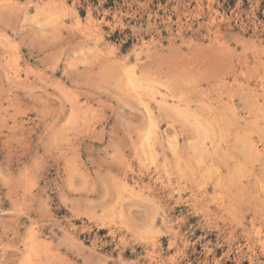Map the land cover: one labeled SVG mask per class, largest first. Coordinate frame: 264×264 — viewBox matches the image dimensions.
<instances>
[{
  "label": "rangeland",
  "instance_id": "rangeland-1",
  "mask_svg": "<svg viewBox=\"0 0 264 264\" xmlns=\"http://www.w3.org/2000/svg\"><path fill=\"white\" fill-rule=\"evenodd\" d=\"M11 1L0 264H264V0Z\"/></svg>",
  "mask_w": 264,
  "mask_h": 264
},
{
  "label": "bare ground",
  "instance_id": "bare-ground-1",
  "mask_svg": "<svg viewBox=\"0 0 264 264\" xmlns=\"http://www.w3.org/2000/svg\"><path fill=\"white\" fill-rule=\"evenodd\" d=\"M1 1H2V0H1ZM12 1H13V0H12ZM12 1H11V2H12ZM60 1H61V0H60ZM48 3H49V2H47V4H48ZM52 3H53V2H52ZM55 3H56V2H55ZM63 3H64V2H63ZM53 4H54V3H53ZM63 5H64V4H63ZM61 7H62V5H61ZM38 8H39V7H38ZM65 11H66V10H65ZM63 12H64V11H63ZM44 13H45V12H44ZM220 16H221V15H220ZM52 19H54V18H52ZM97 23H98V22H97ZM98 24H99V23H98ZM213 31H214V30H213ZM216 31H217V29H216ZM211 32H212V31H211ZM99 35H100V34H99ZM101 35H102V34H101ZM94 50H96V49H94ZM107 54H108V53H107ZM133 67H134V66H133ZM126 68H127V70H128V67H126ZM129 72H130V71H129ZM132 73H133V72H131V76L134 75V73H133V74H132ZM135 75H136V74H135ZM127 76H128V75H127ZM131 76H130V77H131ZM140 76H142V75H140ZM135 77H136V76H135ZM135 77H133V78H135ZM140 78H141V77H139V79H140ZM139 79H138V80H139ZM135 80H136V78H135V79H131V80L129 79V80H128V82H129V81L131 82V84H132V86H133V87H132L133 90H135V87H138V88L141 87V85H138V84H137V81H138V80H137V81H135ZM140 80H141V82H142V78H141ZM140 80H139V82H140ZM143 82H145V80H143ZM150 82H151V81H150ZM148 83H149V81H148ZM151 83H152V82H151ZM151 83H150V84H151ZM145 85H146V84H145ZM142 86H143V87H141L142 89H146V90L148 89V90H149V88H148L147 85H146L147 88H145L144 85H142ZM150 88H151V87H150ZM151 89H152V88H151ZM153 89H154V88H153ZM138 90H139V89H138ZM146 90H145V91H146ZM154 90H155V89H154ZM149 92H151V91H149ZM135 93L137 94V92H135ZM147 93H148V92H147ZM156 93H157V92H156ZM152 94H154V92L151 93L150 95H152ZM137 95H138V94H137ZM146 95H148V94H146ZM138 96H139V95H138ZM153 97H154V96H153ZM161 101L164 102L163 100H161ZM142 103H143V102H142ZM176 105H177V104H176ZM173 106H174V105H172V107H173ZM145 107H146V106H145ZM172 107H171V109H172V112H173V109L175 108V106H174L173 108H172ZM163 108H164V107H163ZM183 108L186 109L185 111H187V109H188V108H185V107H183ZM183 108H182V109H183ZM166 110H167V109H166ZM169 110H170V109L168 108V111H169ZM176 110H178V108H177ZM176 110H175V111H176ZM188 110H189V109H188ZM164 111H165V110H164ZM179 111H180V110H179ZM179 111H178V112L176 111L178 114H177V115L175 114L174 117H175V116L177 117L178 115H179V117H180V112H179ZM176 112H175V113H176ZM181 112H182V111H181ZM183 112H184V111H183ZM147 113H148V112H147ZM151 113H152V112H151ZM163 113H164V112H163ZM172 114H173V113H172ZM187 114H188V111H187ZM183 115H184V113H183ZM217 115H218V114H217ZM181 116H182V113H181ZM187 116H188V117H191V114H190V115H189V114L186 115V113H185L184 118H183V116H182V118L185 119V117H186V120H187V123H188L189 120H188ZM198 116H199V115H198ZM212 116H213V115H212ZM193 117H194V116H193V114H192V118H193ZM218 117H220V115H219ZM180 118H181V117H180ZM180 118H179V119H180ZM221 118H222V117H221ZM174 119H176V118H174ZM174 119H173V120H174ZM177 119H178V117H177ZM195 120H196V118H195ZM213 120H214V119H213ZM218 120H220V119H218ZM148 121H149V119H148ZM150 121H151V120H150ZM178 121H181V119L178 120ZM178 121H177V122H178ZM183 121H184V120H183ZM199 121H200V120H199ZM184 122H186V121H184ZM200 122H201V121H200ZM200 122H199V123H200ZM220 122H221V121H220ZM149 123H150V122H149ZM189 124H190V122H189ZM196 124H197V123H196ZM202 124H203V123H202ZM152 125H153V124H152ZM182 125H183V124H182ZM191 125H192V126L194 125L193 122H192ZM191 125H189V126H190V130H193L194 128L192 129ZM198 125H199V124H198ZM208 125H210V123H208ZM149 126L151 127L150 124H149ZM154 126H155V125H154ZM211 126H212V122H211L210 128H211ZM193 127H196L195 132H198V134H199V131H200V130L197 129V126H193ZM148 128H149V127H148ZM198 128H200V126H198ZM201 128H202V127H201ZM203 128H206V127H203ZM203 128H202V129H203ZM212 128H213V127H212ZM149 129H150V128H149ZM150 130L152 131L153 129H150ZM205 130H206V132H205ZM205 130H203V131H204V132L207 134V136H208V137L206 136V138H209V137H210V134H209V132H210L209 130H210V129L208 130V129L206 128ZM148 131H149V130H148ZM211 131L214 132V128H213V130H211ZM207 132H208V133H207ZM147 133H148V132H147ZM192 133H193V131H192ZM201 133H202V132L200 131V135H203V134H201ZM198 134L196 133V138H197V135H198ZM154 136H155V135H154ZM198 136H199V135H198ZM243 137H244V136H243ZM243 137H242V138H243ZM204 138H205V137H203V139H204ZM200 139H202V137H199V141H200ZM212 139H213V138H212ZM144 140H145V139H144ZM152 140H153V139H152ZM238 141H239V140H237V142H238ZM196 142H197V141H196ZM244 142H246V141H244V139H243V140H242V143L245 144ZM193 143H194V142H193ZM202 143H203V142H202ZM145 144H146V142H145ZM175 144H176V143H175ZM243 144H242V145H243ZM247 144H248V141L246 142L245 145H247ZM143 145H144V143H143ZM169 145H170V144H169ZM150 146H151V144H150ZM173 146H174V145H173ZM194 146H195V145H194ZM200 146H202V145L199 144L198 147H200ZM216 146H217V145H216ZM248 146H249V145H248ZM143 147H144V146H143ZM191 147H192V146H191ZM244 147H245V146H242V148H244ZM251 147H252V146H251ZM254 147H255V146H254ZM145 148H146V150H147V145H145ZM170 148H172V147H170ZM174 148H175V147H174ZM174 148H173V149H174ZM240 148H241V147H240ZM245 148H247V147H245ZM245 148H244V149H245ZM193 149L195 150L196 148H193ZM215 149H216V148H215ZM247 149H249V148H247ZM247 149H246V150H247ZM150 150H151V149H150ZM198 150H199V148H198ZM242 150H243V149H242ZM148 151H149V150H148ZM152 151H153V150H152ZM192 151H193V150H192ZM244 151H245V150H244ZM154 152H155V151H154ZM197 152H198V151H197ZM200 152L202 153L201 150H200ZM204 152H206V150H204ZM251 152H252V151H251ZM251 152L249 153V152L247 151V153H248L247 155H248L249 157H250ZM196 154H197V153H196ZM152 155H153V154H152ZM198 155H199V153H198ZM243 155H244V154H243ZM251 155H252V154H251ZM256 155H257V154H256ZM196 158H197V157H196ZM199 158H200V157H199ZM149 159H150V158H149ZM248 159H249V158H248ZM184 163H185V162H184ZM197 163H198V162H197ZM214 169H215V168H214ZM190 170H191V169H190ZM210 172H211V171H210V167H209V173H210ZM209 173H207V174H209ZM231 181H232V180H231ZM229 184H230V183H229ZM121 187H122V189H123L124 186L121 185ZM130 189H131V188H130ZM123 190H124V189H123ZM118 197H119V196H118ZM171 229H172V228H171ZM150 230H151V229H150Z\"/></svg>",
  "mask_w": 264,
  "mask_h": 264
}]
</instances>
